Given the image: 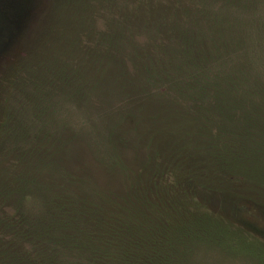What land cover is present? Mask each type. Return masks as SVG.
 <instances>
[{"label": "rangeland", "instance_id": "374dc122", "mask_svg": "<svg viewBox=\"0 0 264 264\" xmlns=\"http://www.w3.org/2000/svg\"><path fill=\"white\" fill-rule=\"evenodd\" d=\"M189 165L226 183L216 169L264 178V0H0V219L17 210L27 224L12 227L24 241L6 262L71 263L54 254L61 237L88 263L264 264L253 203L234 209L248 239L163 237L164 223L193 217L194 194L160 209L178 193L164 183ZM229 185L263 195L245 178ZM55 200L77 217L68 240ZM137 223L152 248H136Z\"/></svg>", "mask_w": 264, "mask_h": 264}, {"label": "trees", "instance_id": "16d2710c", "mask_svg": "<svg viewBox=\"0 0 264 264\" xmlns=\"http://www.w3.org/2000/svg\"><path fill=\"white\" fill-rule=\"evenodd\" d=\"M142 1H146V0H142ZM159 48H161V44L158 43L157 45ZM214 51L217 54H222L221 50L218 47H216L214 49ZM199 53L196 52L194 54V57L198 64L200 62V57L198 55ZM220 56V55H217ZM205 59L206 60H212L213 56L212 54H210V50L207 51L206 55H205ZM239 76V77H238ZM246 77V73H240V74H236L233 73L232 77L228 80H230L232 83H235L239 80L244 82V78ZM204 94V93H202ZM203 96V95H200ZM210 96H214L215 98L217 97V93L215 94H211ZM220 104H211L210 108H215ZM172 156H174V153L171 154ZM170 155V156H171ZM169 156V161L171 160ZM169 163H171V165L174 163L172 161H170ZM194 165H189L187 168L184 169L182 176L179 178V180L177 181H170L167 180L164 184L167 188L172 189L173 191L175 190L176 192H178L176 195V197H172L170 198L169 201H165L164 203H161V208L163 210H172V211H177V200L181 197L178 196H190L193 195L195 196L196 204L194 206L193 211H190L189 214L193 215V217L189 216L187 218H184L182 220V218L180 220H178L179 222H177L175 219L171 220V222L168 223H164L162 226H164V230L162 232L161 228H159V230H151L152 232H154V235L157 234V232H160L163 234L164 238L167 237H172L173 232L176 231L177 234H181V237L183 238L181 240V242H186L187 238H193V242L196 241V239L198 238H202L203 239V243H205V245H207V248H211V243H215L218 240H230L231 237H236L237 240H239L237 238V235L241 236V241L242 239L246 238L247 234L246 233H241L240 231H242L243 229H241L240 226H238L237 224H239L240 221L239 219H242L240 216H238V213L234 210L236 208H240L241 205H244L245 203H249L251 205V203L254 204L255 209L260 210L262 208V206H264V190L262 189L261 191L263 192L262 196H256L258 195L260 192H256L253 190L250 191H246L244 188L240 191V190H235L236 187H231L229 185V182H231L233 180L234 181H240L242 179L245 178V180L250 181L251 183H253L254 186H256L257 191L259 190V186H264V178L262 176L258 177H250L254 176V173H250L252 171H249V169H247V173L249 174H243L245 172H241L236 170V168L233 169H229L225 172L216 169L215 171H217L218 175L222 174V175H228L230 174L231 177L230 178H225L228 183H226V181H222L221 178L218 176L217 178H203L200 177V174H205L207 172V168L201 169V167L199 168V166L197 167V169H195L194 167H192ZM172 167H174L172 165ZM176 168V167H175ZM180 170V169H179ZM236 170V171H235ZM180 171H178L179 173ZM248 175V176H247ZM244 177V178H243ZM253 179H255L256 181H253ZM203 192L206 193V195L208 194H216L219 196L220 198V205L216 206V207H211L213 206L212 203L210 202L209 199L205 200L202 197H200L201 195H196L197 194H202ZM234 198L237 199L236 202L233 203L232 207L229 208V204L227 203L226 199L227 198ZM263 197V198H261ZM171 201V204L169 203ZM167 203L166 207L162 206ZM50 204H52V206L56 207V208H60V210H64V212L62 214H59L58 216L56 215H51L50 218L52 220V222H54L57 226L58 229L62 230L63 232V236H65V238H67L68 240V236L66 235L68 233V230L72 231L70 228L71 226H76V219L77 217H74L73 220L71 219L73 216H69L68 210L66 209V204L62 203L58 200H55L53 202H51ZM126 204L128 205H121L120 207H123L125 209H128L130 211H132L133 209L136 210H148V207H146L145 205H136L133 204L134 207H131V205L126 202ZM176 207H175V206ZM66 209V210H65ZM254 209V211H255ZM233 211V214L231 213V211ZM159 211V210H158ZM162 212V211H159ZM259 212V211H258ZM261 212V210H260ZM260 215L261 213H256L254 212V216H257V218L260 219ZM264 217V216H263ZM246 220H249L250 222L256 224V227L258 228L259 232H261L263 234L262 231H260V228L263 227V223L259 222L257 219L253 220L249 217H245ZM6 220V222H5ZM24 219L22 218V216L19 215V212L17 210H14L12 212H10V214H8L7 217H2L0 219V264H14L16 262H6V258L7 255H12L10 254V250L12 249L13 245H15V242L20 241L23 242V234L24 233H16L12 231V227L16 226L19 224V226H22V231L24 232L25 229H27V224L24 223L23 221ZM198 222V229H195L196 225ZM182 223L181 227L180 224ZM24 224V225H23ZM93 225V224H92ZM112 228L114 229V224L111 223ZM110 223H109V227H111ZM136 225H141V223H137L134 224L131 228V230L129 231V236L133 239L136 240L135 241V245L136 248H140V249H147L148 246H150V248H152L153 243H156L154 241H151L150 239L148 240L145 236L140 235V233H136L134 230V226ZM240 225V224H239ZM94 226V225H93ZM179 227V228H178ZM246 227V228H245ZM245 229L249 228L247 225H245ZM151 228H153L151 226ZM77 229H79L77 227ZM82 231L79 230L77 233H81ZM159 233V235H160ZM112 236V235H110ZM197 237V238H196ZM121 238V237H120ZM115 240L116 242V236L115 237H111V240ZM248 239V237H247ZM258 240L261 241L260 238L257 237ZM122 242H125L123 239L120 240ZM259 241V242H260ZM74 242H66L65 239L58 237V239L56 240V243H54L53 246L58 247L60 250L59 251H55L54 254L56 255V257H65V256H74V260L70 261L71 263H56L55 261L52 262H48V263H40V264H101L98 263V261H95L93 263H88V262H82V259H80V257L86 255L87 251L86 250H82L80 247H77V245H73ZM56 244V245H55ZM62 244V245H61ZM260 244H264V238L262 239V242ZM73 245V246H72ZM163 247V246H161ZM34 248H28L25 250L26 253H33ZM162 250L164 251V253L166 254L168 252V254L172 253L171 250L167 249V248H162ZM97 251V250H95ZM261 251V250H259ZM129 252H130V248L127 247L126 250L124 251V254L126 257L129 256ZM264 253V249L262 248V251ZM264 257V254H262ZM261 256V255H260ZM128 260L132 259V258H127ZM126 261L125 263H117V264H138V263H133L130 261ZM59 262V261H57ZM29 264H35V263H29ZM109 264H116V263H109Z\"/></svg>", "mask_w": 264, "mask_h": 264}]
</instances>
